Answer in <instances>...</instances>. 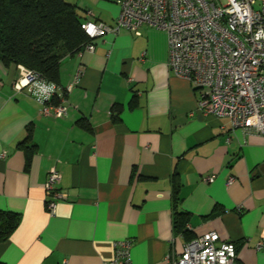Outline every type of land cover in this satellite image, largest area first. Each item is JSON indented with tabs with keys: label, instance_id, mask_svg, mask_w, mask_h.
<instances>
[{
	"label": "crops",
	"instance_id": "0c3cea01",
	"mask_svg": "<svg viewBox=\"0 0 264 264\" xmlns=\"http://www.w3.org/2000/svg\"><path fill=\"white\" fill-rule=\"evenodd\" d=\"M64 1L86 21L119 14L117 0ZM92 45L61 62V118L41 115L13 87L18 67L0 63V212L20 218L0 264H120L123 241L129 264H165L212 232L234 244L236 264H264V136L197 110V91L168 68L164 32L143 26ZM52 169L54 215L43 191ZM175 190L186 236L173 230Z\"/></svg>",
	"mask_w": 264,
	"mask_h": 264
},
{
	"label": "built area",
	"instance_id": "2783aa9c",
	"mask_svg": "<svg viewBox=\"0 0 264 264\" xmlns=\"http://www.w3.org/2000/svg\"><path fill=\"white\" fill-rule=\"evenodd\" d=\"M117 4L114 24L86 20L81 24L89 39L117 36L122 30L140 36L143 26L164 32L168 68L197 91V110L228 120L233 129L264 136V0H117ZM85 50L92 52V43ZM78 76L79 72L76 80ZM13 87L40 104L41 115H66L60 88L38 72L18 66ZM59 182L60 173L50 170L43 185L50 215L60 197ZM218 239L212 232L192 240L180 254L168 253L165 264H236L234 244L217 245ZM130 245V241L117 244L118 263H130ZM256 248L264 251V241Z\"/></svg>",
	"mask_w": 264,
	"mask_h": 264
},
{
	"label": "trees",
	"instance_id": "16d2710c",
	"mask_svg": "<svg viewBox=\"0 0 264 264\" xmlns=\"http://www.w3.org/2000/svg\"><path fill=\"white\" fill-rule=\"evenodd\" d=\"M84 21L76 7L64 0H0V63L34 70L58 86L62 60L80 55L92 43L81 28ZM114 110L118 113L120 108ZM179 202L175 190L173 230L186 236L189 216L179 211ZM19 219L0 212V242L8 240Z\"/></svg>",
	"mask_w": 264,
	"mask_h": 264
}]
</instances>
